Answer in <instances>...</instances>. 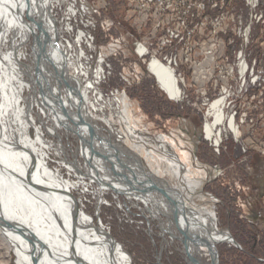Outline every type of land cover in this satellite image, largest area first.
Wrapping results in <instances>:
<instances>
[{
	"label": "bare ground",
	"instance_id": "obj_1",
	"mask_svg": "<svg viewBox=\"0 0 264 264\" xmlns=\"http://www.w3.org/2000/svg\"><path fill=\"white\" fill-rule=\"evenodd\" d=\"M50 1L0 0V239L6 245L4 257L12 250L15 264H129L122 248L99 232L93 216L74 201L76 185L88 180L98 185V203L107 189L124 196L126 206L128 200L142 203V210L161 223L164 235L182 243L188 264H205V257L206 264H218L216 245L231 238L217 226L214 197L210 200L205 195L201 200L196 192L203 169H191V152L183 149L187 143L161 134L150 138L136 126L130 127L132 103H126L128 109L121 112L131 142L127 140L124 147L101 133L97 118L68 80L64 50L55 46L54 3ZM32 38L31 63L26 64L19 49ZM146 69L168 99L181 100L182 90L167 63L153 58ZM23 86L34 91L30 103H37L41 114L51 118L49 133L64 128L79 139L84 166L75 161L64 164L75 170L80 182L50 167L47 150L54 144L44 137L43 120L35 119L27 108L29 97H23ZM223 102L219 97L209 104L200 130L202 139L219 143L224 133H238L234 119H225ZM31 127L34 137L29 133ZM57 142L55 151L62 159L65 150ZM210 208L215 218L209 231L206 210Z\"/></svg>",
	"mask_w": 264,
	"mask_h": 264
},
{
	"label": "rangeland",
	"instance_id": "obj_2",
	"mask_svg": "<svg viewBox=\"0 0 264 264\" xmlns=\"http://www.w3.org/2000/svg\"><path fill=\"white\" fill-rule=\"evenodd\" d=\"M56 1L51 0L50 4ZM256 1V4L246 7L244 0H219V6L222 7V10H230L234 14L240 15L246 23L251 18L247 50L250 52L251 59L256 62V72L264 76V0ZM69 2L74 4L72 0L63 1L62 8L58 9L60 15L67 10ZM81 2L85 5L92 4L99 10V14L96 16L97 26L94 29L89 28V30L95 38L96 49L104 50L109 56L107 61L110 64V74L103 82V89L116 87L125 90L132 103L131 118L128 119V125L132 128L136 126L150 138L156 134H161L168 140H176L177 142L180 141L179 138L185 140L187 145L184 144L183 149L191 152L190 158L193 161L191 169H203V175L200 176L196 192L202 193L201 200L205 199V195L210 197L209 194L218 200L212 208L216 212L217 226L222 230L229 231L242 248L239 249L227 241L218 243L216 245L218 264H264L262 261L264 259V224L258 225L257 228L252 227L244 218H248L246 214L249 213V208L243 205L244 201L248 199L246 193H248L249 180L253 179L244 173L246 165L255 163V155L262 154L250 149V154L245 157L241 150V144L235 142L233 134L229 133H224L225 137L223 136L219 152H215L214 143L202 139L200 135L202 123L207 117V105L205 104L221 95L220 87L215 90H208V86L211 83L214 84L215 77L197 81H192L187 77L185 86L179 85L182 90L181 100L178 102L168 99L147 71L146 63L143 64L133 52V43L137 37L144 38L150 34L145 31L139 32L138 24L134 28L131 27L134 24V17L126 16L129 9L126 2L124 0H77L75 5L79 7V10L80 5H82ZM59 4L61 5V3ZM212 12L209 10V13ZM26 17L31 22L32 18H29L28 15ZM76 19L78 25L89 24L88 13L81 12V15H78ZM34 30L36 32V29ZM241 31L243 32V29ZM231 32L228 33L225 46V55L229 59L233 58L234 50L240 47V40L235 35L239 32L238 28L234 31L236 33ZM228 39L231 40L230 45L227 43ZM9 45L10 42H6L3 50L5 51L7 46L9 48ZM33 45L32 38L19 49L26 57L21 58L22 62L31 63L29 56L33 51ZM187 72L186 70V75ZM208 73L216 75L217 71L213 73L210 69ZM23 77L28 78L24 75ZM205 90H207L206 94H204ZM22 95L29 97L25 100L27 108L35 119L41 118L43 120L44 124L42 123L41 130L44 137H47L49 143L54 144V146L52 145L53 148L47 150V160L50 167L59 169L66 179L75 183L80 182L75 170L64 164L68 161H75L79 167L84 166L85 159L80 152L79 139L65 131L64 128H60L56 134L49 133L48 127L52 125L51 118L41 114V108L37 103H30V95L33 94L25 86H23ZM25 103L21 101L20 105L23 106ZM125 113L126 116L129 115L128 110ZM225 115V119L232 115V111L228 107L225 109ZM262 126L260 122L253 124L248 119L239 127L242 138L262 137ZM29 133L34 137V127L30 128ZM58 140L61 141L65 150L62 153V159L55 151V144L58 143ZM128 140L131 139L128 137ZM176 150L179 151L177 147ZM213 165H218L222 170L216 178L208 174L210 172L208 169ZM66 168L72 170L70 174ZM254 183H258L257 177H254ZM97 188V183L88 180L78 183L76 189L73 190L74 201L79 208H83L88 215L93 216L95 228L99 232L109 236L122 248L129 264H188L186 256L182 252V243L169 239L167 234L164 235L165 231L161 223L143 211L144 205L142 203L136 204L137 201L131 203L128 200V205L125 207L124 196L117 195L109 189L103 190L104 193L100 195L103 200L99 198L101 201L98 203ZM212 197L210 200H213ZM251 203L253 207L259 206L255 199ZM199 204L201 205L203 202H199ZM261 204L264 208V194ZM207 206L209 205L207 204ZM212 209H209L208 219H206L208 230L214 227L215 217ZM146 218L149 219V223ZM211 218L213 219L212 223L210 222ZM163 219L165 220V218ZM200 220H202L201 217L200 219L198 217V221ZM3 243L0 239V264H15L16 255L12 250H10L8 257H4L6 245ZM202 262H207V257Z\"/></svg>",
	"mask_w": 264,
	"mask_h": 264
},
{
	"label": "built area",
	"instance_id": "obj_3",
	"mask_svg": "<svg viewBox=\"0 0 264 264\" xmlns=\"http://www.w3.org/2000/svg\"><path fill=\"white\" fill-rule=\"evenodd\" d=\"M63 1L59 0L53 4L51 14L57 31L55 46L64 50L62 61L67 68L68 80L72 83V88L78 89V94L90 114L97 118L95 122L101 128V133L106 137L110 136L114 144L126 145L130 133L126 129L121 112L126 107L125 104L131 101L124 89H103V82L110 74V64L107 61L109 56L104 50L96 49L95 38L89 30L97 26L96 16L99 10L88 2L87 5L81 2L79 10L75 5L77 0H72L74 4L69 2L67 10L60 15L58 9L62 8ZM124 1L129 6L126 16L134 17L131 27L134 28L138 24L139 32L150 34L144 38L138 36L134 41L133 52L136 57L143 64L146 63V67L153 58L167 63L175 73L179 85L183 86L187 77L197 81L214 76V84L211 83L208 90L220 87L219 97L224 98L223 109L228 107L232 111L228 118L234 119L236 123L238 133L233 134L235 142L241 144L245 157L250 154V149L264 155V76L256 72V62L251 59L247 50L251 18L246 23L240 15L230 10H222L219 0ZM244 3L246 7H250L257 1L244 0ZM209 10L213 12L209 13ZM81 12L88 13L89 24L85 26L77 23L76 18ZM236 28L238 33L234 32ZM231 31L239 38L240 47L234 50L233 58L229 59L225 55V46ZM227 43L230 45L231 40L228 39ZM210 69L213 73L217 71L216 75L208 73ZM28 90L34 93L29 87ZM36 94L38 95V92ZM212 101L208 105L205 104L207 110ZM131 107L132 104L129 109ZM248 119L253 124L260 122L263 125L262 137L242 138L239 127ZM136 138L137 135L134 136V139ZM222 141L216 143L212 140L215 152H219ZM122 155L123 158L127 157ZM66 170L68 174L72 171L69 168ZM208 170V174L213 178L222 172L218 165L210 166ZM213 199L215 203L218 201L215 197Z\"/></svg>",
	"mask_w": 264,
	"mask_h": 264
},
{
	"label": "flooded vegetation",
	"instance_id": "obj_4",
	"mask_svg": "<svg viewBox=\"0 0 264 264\" xmlns=\"http://www.w3.org/2000/svg\"><path fill=\"white\" fill-rule=\"evenodd\" d=\"M255 157V163L252 162L247 164L244 171L247 176L252 177L253 179L249 180L248 193H246L248 199L247 201H244L243 205H246L249 208V213L246 214L248 215V218H244L248 220V223L252 227L257 228L258 225L264 224V208L261 204V199L264 194V156L257 154L255 155ZM254 177L258 178L257 184L254 183ZM254 199L259 203V206L257 208L252 206L251 202H253ZM241 217L243 218V216Z\"/></svg>",
	"mask_w": 264,
	"mask_h": 264
},
{
	"label": "water",
	"instance_id": "obj_5",
	"mask_svg": "<svg viewBox=\"0 0 264 264\" xmlns=\"http://www.w3.org/2000/svg\"><path fill=\"white\" fill-rule=\"evenodd\" d=\"M227 234L231 238V241H228V242L235 245L237 248L242 249L241 245L234 240V238L232 237L229 231L227 232ZM262 261H264V259Z\"/></svg>",
	"mask_w": 264,
	"mask_h": 264
},
{
	"label": "crops",
	"instance_id": "obj_6",
	"mask_svg": "<svg viewBox=\"0 0 264 264\" xmlns=\"http://www.w3.org/2000/svg\"><path fill=\"white\" fill-rule=\"evenodd\" d=\"M201 194H202V193H201ZM201 194H200V195H201ZM208 211H209V209L206 210V213H208ZM212 220H213V219L211 218V221H210L211 223L213 222ZM213 224H214V222H213ZM209 229H210V228H209ZM207 230H208V229H207Z\"/></svg>",
	"mask_w": 264,
	"mask_h": 264
}]
</instances>
